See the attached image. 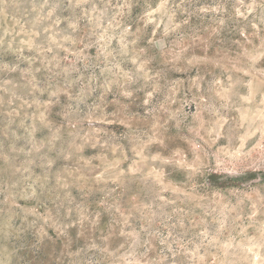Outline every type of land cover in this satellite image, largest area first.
Here are the masks:
<instances>
[{
    "label": "rangeland",
    "instance_id": "rangeland-1",
    "mask_svg": "<svg viewBox=\"0 0 264 264\" xmlns=\"http://www.w3.org/2000/svg\"><path fill=\"white\" fill-rule=\"evenodd\" d=\"M0 264H264V0H0Z\"/></svg>",
    "mask_w": 264,
    "mask_h": 264
}]
</instances>
